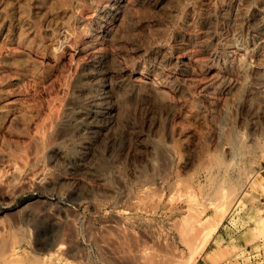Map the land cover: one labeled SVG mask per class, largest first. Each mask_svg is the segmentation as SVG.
<instances>
[{
  "label": "rangeland",
  "instance_id": "1",
  "mask_svg": "<svg viewBox=\"0 0 264 264\" xmlns=\"http://www.w3.org/2000/svg\"><path fill=\"white\" fill-rule=\"evenodd\" d=\"M261 220L264 0H0V264H264Z\"/></svg>",
  "mask_w": 264,
  "mask_h": 264
},
{
  "label": "bare ground",
  "instance_id": "2",
  "mask_svg": "<svg viewBox=\"0 0 264 264\" xmlns=\"http://www.w3.org/2000/svg\"><path fill=\"white\" fill-rule=\"evenodd\" d=\"M127 2V1H126ZM118 4V3H117ZM111 6V8L113 9V12H114V10H115V18H119L120 17V15L123 13V7H125L126 8V4L125 3H122V4H118V5H115V4H112V5H110ZM102 13V12H101ZM114 13H112V15L114 14ZM106 15V14H105ZM100 16V18H101V15H99ZM106 20V19H105ZM96 89V88H95ZM98 89V88H97ZM94 90V89H93ZM97 91V90H96ZM98 92V91H97ZM96 92H94V94H95ZM93 94V95H94ZM97 95V94H96ZM95 95V96H96ZM98 96V95H97ZM90 97H92V95H90ZM100 97V96H99ZM98 99V98H97ZM100 99V98H99ZM90 101H91V99H90ZM93 101V100H92ZM93 102H95L96 103V101H93ZM97 102H99L100 103V101L98 100ZM95 103H93V104H95ZM98 103V104H99ZM92 104V103H91ZM92 104V105H93ZM97 105V104H96ZM111 107V106H110ZM93 108V107H92ZM96 108V107H95ZM91 110H93V109H91ZM112 110H114V108H112ZM94 111H97L96 109L94 110ZM99 111H100V109H99ZM115 112V111H114ZM96 113V112H95ZM112 113V112H111ZM98 115V114H97ZM96 115V116H97ZM113 115V114H112ZM94 116H95V114L93 113V112H86V114H85V119L87 120V119H91V118H94ZM82 117V116H81ZM97 118V117H96ZM95 120V119H94ZM93 120V121H94ZM88 123V122H87ZM91 123V122H90ZM110 123V122H109ZM109 128V127H108ZM110 129V128H109ZM107 131V130H106ZM55 189V188H54ZM50 191H52V190H50ZM62 192V191H61ZM60 191H56V189L55 190H53V192H48V193H46L47 194V196H51V197H54L56 200H60V199H62L63 198V195H62V193H61ZM44 193V192H43ZM120 215H122V216H124L123 214H120ZM129 215V214H128ZM132 215V214H131ZM121 216V217H122ZM134 217V216H133ZM132 217V218H133ZM136 218L138 217V215H136L135 216ZM134 217V218H135ZM140 217V216H139ZM138 217V219H135L136 221V223L138 222L139 224L141 223V222H143V221H141L140 220V218ZM207 217V216H206ZM123 218V217H122ZM126 217H124V219H125ZM128 218V217H127ZM131 218V219H132ZM196 218V217H195ZM198 218V217H197ZM204 218V217H203ZM142 219V218H141ZM145 219V218H144ZM143 219V220H144ZM134 220V219H133ZM148 220V219H147ZM195 220V219H194ZM128 221H130V220H128ZM127 221V222H128ZM148 221H150V220H148ZM197 222V224H198V221H196ZM205 222V221H204ZM264 222V220H261V223H263ZM134 223V222H133ZM201 223V222H200ZM145 224V223H144ZM146 224H147V221H146ZM145 224V225H146ZM131 225V224H130ZM145 225H143V226H145ZM149 225V224H148ZM147 225V226H148ZM211 225V224H210ZM131 226H133L134 227V225H131ZM130 226V227H131ZM138 226V225H137ZM146 226V227H147ZM203 226V225H202ZM205 226V225H204ZM213 227V226H212ZM150 228H153L152 226H150ZM179 228V227H178ZM181 228V227H180ZM184 228V227H183ZM186 228V227H185ZM199 228H201V227H199ZM131 229V228H130ZM143 229H144V227H143ZM154 229V228H153ZM156 229V228H155ZM190 229V228H189ZM188 229V230H189ZM210 229H212V228H210ZM134 230V229H133ZM174 230H175V228H174ZM178 230V229H177ZM139 231V230H138ZM142 231V230H141ZM140 231V232H141ZM190 231V230H189ZM189 231H188V233H189ZM145 232V231H144ZM179 232V231H178ZM184 232H185V234H184ZM165 233V232H164ZM180 233V232H179ZM183 233V237L186 235H190V234H186V230L185 231H182L181 232V234ZM157 234V233H156ZM163 234V233H162ZM167 234V233H166ZM150 235V234H149ZM147 236V235H146ZM179 236V235H178ZM185 236V237H186ZM191 236V235H190ZM136 237V236H135ZM150 237V236H149ZM193 237V236H192ZM151 238V237H150ZM174 238V237H173ZM180 238L182 239V240H184V238H182V236L180 235ZM187 238H188V236H187ZM186 238V239H187ZM136 239V238H135ZM165 239V238H164ZM194 239V238H193ZM138 240V239H137ZM136 241V240H135ZM162 241V240H161ZM166 241V240H165ZM164 241V244L166 245V243H167V241L165 242ZM170 241V240H169ZM179 241H181V240H179ZM163 242V241H162ZM184 242V241H183ZM190 242V241H189ZM202 242H203V240H202ZM207 242V241H206ZM185 243V242H184ZM191 243V242H190ZM190 243H189V245H190ZM137 244H139V243H137ZM186 245V244H185ZM187 245H188V240H187ZM145 246V245H144ZM167 246V245H166ZM169 247V246H168ZM177 247V246H176ZM174 248V247H173ZM161 249V248H160ZM147 250H149V249H147ZM152 250V249H151ZM172 250V249H171ZM140 251H142V250H140ZM165 251V250H164ZM168 251V250H167ZM175 251V250H174ZM182 251V250H181ZM143 252V251H142ZM163 252V251H162ZM161 252V253H162ZM138 253H139V251H138ZM148 253V252H147ZM169 253H174V252H171V251H169ZM140 254V253H139ZM143 254V253H142ZM155 254V253H154ZM154 254H151L152 256H150V254L148 253V256H150V257H153V255ZM157 254H159V256L157 255ZM156 254V257H153V258H155L154 260H152V264H153V262H154V264H177V261H179V259H176L177 257L174 255V254H172V255H170V254H168V253H163V255L162 254H160V253H157ZM168 254V255H167ZM176 254L178 255V253L176 252ZM144 255H147L145 252H144ZM140 256V255H139ZM138 256V257H139ZM142 256V255H141ZM139 257V258H142L143 259V257ZM172 256H174V257H172ZM135 257V256H134ZM146 259H148L149 260V262H146V260H145V264H151L150 262V260L152 259V258H150L149 259V257L147 258V256H144ZM179 257V256H178ZM184 259V258H183ZM182 261V260H181ZM181 261H179V264H180V262Z\"/></svg>",
  "mask_w": 264,
  "mask_h": 264
}]
</instances>
